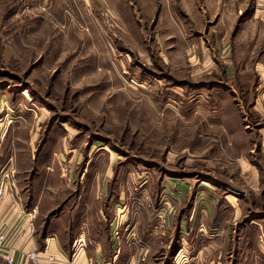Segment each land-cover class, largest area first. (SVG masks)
Segmentation results:
<instances>
[{
    "label": "rangeland",
    "instance_id": "obj_1",
    "mask_svg": "<svg viewBox=\"0 0 264 264\" xmlns=\"http://www.w3.org/2000/svg\"><path fill=\"white\" fill-rule=\"evenodd\" d=\"M242 2L226 40L219 6L171 36L161 11L193 1L0 0V173L41 229L104 184L155 264H264V19Z\"/></svg>",
    "mask_w": 264,
    "mask_h": 264
},
{
    "label": "crops",
    "instance_id": "obj_2",
    "mask_svg": "<svg viewBox=\"0 0 264 264\" xmlns=\"http://www.w3.org/2000/svg\"><path fill=\"white\" fill-rule=\"evenodd\" d=\"M187 1H193L195 9L199 11H192L194 9L191 8V3H188V11H180L179 7L175 11H161V20L167 21L165 17H170V22H162V24L166 26V30L171 29L172 37L175 32L186 31V26L199 24L195 23V20L203 22V18L207 15H218L217 6H219V11H222L221 22L225 25V38L227 40L228 33H231V29L235 25L237 26L239 18L245 13L243 7L236 8L238 0ZM242 1L241 3H243ZM201 2H204L203 8L197 7L199 3L202 5ZM253 11L252 20L264 19V0H255ZM251 26V29L255 31V22L251 23ZM242 31L244 32V28ZM185 45L190 46L188 43ZM11 157L8 155L6 158L7 160L15 159V157ZM6 171L11 173L12 170L8 167ZM4 172L5 170L2 169L0 176ZM77 188L79 189H76L78 193L74 202L65 205V209L60 214L48 217L53 210L51 209L52 204L48 205L50 211L44 216L47 218L43 229L39 227L37 219L38 206L35 204L27 205L23 201L25 195L31 198L29 191H25L24 197H22L12 190L11 193L0 198V234L3 233L9 241L17 264H22L25 255L31 251L41 252V264H155V259L149 252L141 254L139 249L145 247V244L153 249L160 240L154 237L153 233L137 232L135 230V228L138 229L137 222L133 228L131 227L132 231L128 232L127 225L129 222L126 221L127 217L125 218L127 210L123 211L125 213L122 217L119 215L112 217L109 214L111 206L108 202L101 200V197L107 198L109 196L107 194L111 191L109 186L83 183ZM118 188H120L121 193L131 191V188L126 189L125 186ZM119 198H121V194ZM81 235H87L94 242V245L82 249L78 256L73 258L72 242ZM138 241H146L149 244L138 245ZM45 247L56 256L55 261H51L48 255L42 252Z\"/></svg>",
    "mask_w": 264,
    "mask_h": 264
},
{
    "label": "built area",
    "instance_id": "obj_3",
    "mask_svg": "<svg viewBox=\"0 0 264 264\" xmlns=\"http://www.w3.org/2000/svg\"><path fill=\"white\" fill-rule=\"evenodd\" d=\"M16 186L15 180L11 178V174L8 171L2 173L0 176V198L12 192ZM87 245L88 241L84 235L77 237L72 243V248L74 249L73 256L76 254L73 258L78 256L81 250L87 247ZM42 252L47 254L51 261L56 260V256L50 253L47 247H45ZM0 255L6 264H17L13 250L10 248L9 241L3 233L0 234ZM41 259L40 251H31L25 255L22 264H41Z\"/></svg>",
    "mask_w": 264,
    "mask_h": 264
}]
</instances>
